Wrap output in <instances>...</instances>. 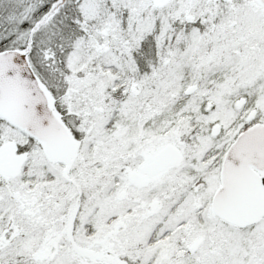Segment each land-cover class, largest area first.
<instances>
[{
  "label": "snow or ice",
  "instance_id": "1",
  "mask_svg": "<svg viewBox=\"0 0 264 264\" xmlns=\"http://www.w3.org/2000/svg\"><path fill=\"white\" fill-rule=\"evenodd\" d=\"M0 264H264V0H0Z\"/></svg>",
  "mask_w": 264,
  "mask_h": 264
}]
</instances>
